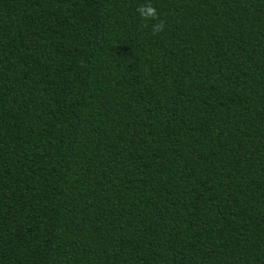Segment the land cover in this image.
<instances>
[{"label":"trees","instance_id":"obj_1","mask_svg":"<svg viewBox=\"0 0 264 264\" xmlns=\"http://www.w3.org/2000/svg\"><path fill=\"white\" fill-rule=\"evenodd\" d=\"M0 264H264V0H0Z\"/></svg>","mask_w":264,"mask_h":264},{"label":"clouds","instance_id":"obj_2","mask_svg":"<svg viewBox=\"0 0 264 264\" xmlns=\"http://www.w3.org/2000/svg\"><path fill=\"white\" fill-rule=\"evenodd\" d=\"M137 12L141 16V18H148V17L155 18V10L151 6L138 7ZM160 30H161V25L159 24L153 25V33L159 32Z\"/></svg>","mask_w":264,"mask_h":264}]
</instances>
